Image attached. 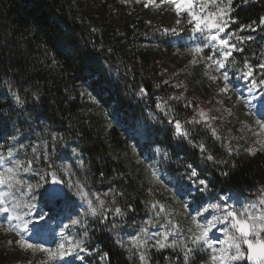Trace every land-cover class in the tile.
<instances>
[{
    "label": "trees",
    "instance_id": "obj_1",
    "mask_svg": "<svg viewBox=\"0 0 264 264\" xmlns=\"http://www.w3.org/2000/svg\"><path fill=\"white\" fill-rule=\"evenodd\" d=\"M232 7L234 27H264L259 23L264 17V0H234ZM178 19L171 4L159 2L154 8L143 0L134 8L118 0H0L3 123L19 116L28 149L35 138L52 134L54 153L70 146L83 152L85 171L98 186L112 185L122 195L120 206L128 212L119 216L124 223L146 199V183L109 150L122 149L126 121L149 119L151 113L163 124H156L146 139L150 137L165 149L167 158L176 159V170L188 173L194 168L207 179V195L232 193L246 199L264 195V146L229 151L187 119L180 123L188 135L178 136L174 121L157 110L158 101L184 89L156 72L159 57L170 52V40L190 32L189 27L177 25ZM164 29L177 31L166 34ZM251 35L254 41L256 32ZM247 49L257 52L259 48L255 44ZM215 86L217 83L210 88ZM86 97L96 100V108L109 112L105 136L103 121L88 115ZM69 199L72 195L66 193L63 200ZM115 209L114 205L108 211L104 205L100 209L98 230L92 234L97 250L105 255L107 264H139L136 253L113 238ZM162 258L173 257L161 252L157 260ZM199 261L193 257L187 264Z\"/></svg>",
    "mask_w": 264,
    "mask_h": 264
},
{
    "label": "rangeland",
    "instance_id": "obj_2",
    "mask_svg": "<svg viewBox=\"0 0 264 264\" xmlns=\"http://www.w3.org/2000/svg\"><path fill=\"white\" fill-rule=\"evenodd\" d=\"M118 1L134 8L142 0ZM143 1L148 2V0ZM159 2L161 0H154L149 4L155 8L158 7ZM224 3L226 4L227 0H224ZM179 19L182 26L190 28V32L170 40L172 46L170 52L159 57L156 72L163 80H172L173 83L183 86L184 89L182 92L166 96L158 101L157 110L168 121L173 120L174 123L184 119L198 123L201 134L207 132L211 138L216 139L229 151L238 148L259 149L263 147L264 145L258 141H264V128L256 121H264V116L257 112L260 97L264 95V85L257 88L254 94H250L248 92L250 81L241 80L238 74L241 71H246L243 64L244 61H247L254 68L250 80L255 79L259 84V81L264 79L263 70L257 67L259 64H264V27L258 30L251 28L241 31L240 28L234 27L233 23L227 29L235 32L237 37L245 38L241 41L233 37L231 41L237 45L238 49H245V51L234 52L232 59L235 60V64L229 63L227 66L230 84L225 92L221 91L225 87L222 75L224 70L218 71L212 61L208 60V56L212 55L209 48H204L201 53L192 51L200 41L192 33L191 26L186 23L187 16L181 15ZM255 32L257 37L254 41L247 39V37H252L251 33ZM255 44L259 48L257 52L247 49L248 46ZM243 52L244 54H242ZM216 58L218 56H214V59ZM213 76L216 77L215 80L212 79ZM215 82L218 86L210 88V85L216 84ZM2 93L5 94L4 89ZM86 105L89 116H96L103 121V136H105L110 118L109 112L105 108H96V100L92 97H86ZM201 113L204 115L202 116ZM148 116L149 119L143 117L136 118L134 121H126L122 126L124 129L122 149L113 147L109 150V154L113 158L120 156L121 161L130 171L140 176L146 183L144 188L146 199L138 203L134 216H130L124 223L119 219L120 214L115 211L113 238L127 251L130 252L132 249L136 253L135 257L139 264H153V262L156 264H177L178 262L186 264L181 247L157 249L152 245L163 232L172 231L173 235L169 237V243L171 240H177L178 243L183 242L189 247H194L191 239L192 232H189V229L196 230L191 218L195 214L191 205L193 196L202 199L204 206L215 203L222 204L221 198L229 195L232 197L227 201L229 204H233L237 200L245 204L254 203L261 197L246 199L244 196L232 193L214 197L205 192L200 197L195 189L198 180L204 179L202 175L197 172L198 175L192 177V169L188 173L176 170L175 167L178 166L176 159L167 158L165 149L157 147L152 143L150 137L146 139L148 134L153 132L156 124H163L154 113ZM3 118V113H0V170L3 166H7L5 162L8 161L12 164L20 162L23 167L29 169L27 172H24L23 168L19 170L20 178L26 183L19 192H15V189L13 191L16 200L20 201L22 205L28 202L36 204V208L25 218L31 219L33 224L45 225L42 235L37 236L31 232H25L23 233L25 239L31 236V243L43 244L45 248H55L58 243L67 241L71 237L74 240L82 241L78 251L83 259H76L74 264H107L105 255L98 252V245L92 238V234L98 230L97 218L103 205L106 211L114 205L116 208L120 207L123 216L128 214L123 205L120 206L122 195L119 190L112 185H107L105 188L98 186L91 174L85 171L83 152L77 150L75 146H70L65 151L56 154L51 142L52 134H46L42 139L35 138L31 148L28 149L23 135L25 125L19 116H11V120L7 124L3 123ZM181 130L184 131L182 124ZM9 150H11V155H9ZM28 161H32L31 166L28 165ZM44 163L48 165V168L44 167ZM49 171H55L60 176L64 182L65 194L70 193L72 199L62 200L59 205L51 203L47 192ZM153 171L156 172V177H153ZM29 183L33 186L31 193H27V184ZM81 185L88 193L86 197L79 195L78 189ZM181 185H184L185 188L191 186L192 193L190 195L183 194L180 191ZM33 196L35 197L34 201L31 200ZM89 200L92 201V206L98 209L95 215L88 207ZM100 201H103V204ZM8 203L11 206L13 201L9 199ZM186 203L189 205L188 208L184 206ZM160 205L164 206V211L157 216L156 213L160 211ZM240 206V203L236 204L237 208ZM18 211L26 212L28 209L22 207ZM40 214L43 215V220H41ZM213 215H221V210L210 209L209 213H204L197 220L204 224ZM75 218L80 220L78 225L64 227L69 224L70 219ZM149 220L152 221L151 226L147 224ZM170 221L171 223H169ZM0 223L3 224V227H0V264H52L47 252L39 249H27L16 243L20 237L16 235L15 231L7 230L9 222L6 221L4 213H0ZM173 224H178L179 227L173 230ZM221 226L218 223L212 229L211 237L213 239L223 238V234L219 231ZM29 227L31 228L32 225ZM146 227L148 232L144 234L142 229ZM137 234H141L144 239L148 240L146 246L137 247L130 239ZM161 252H169L173 258L171 260L162 258L159 261L157 258ZM142 256L143 259H141ZM210 256L209 250L200 248L190 258L200 259L198 264H211ZM177 257H179V261L174 262V258ZM66 259H71V257Z\"/></svg>",
    "mask_w": 264,
    "mask_h": 264
},
{
    "label": "snow or ice",
    "instance_id": "obj_3",
    "mask_svg": "<svg viewBox=\"0 0 264 264\" xmlns=\"http://www.w3.org/2000/svg\"><path fill=\"white\" fill-rule=\"evenodd\" d=\"M153 2L154 0H148V3ZM243 2L247 3L248 0H243ZM161 3L171 4L178 17L181 15L187 16L186 23L191 26L192 33L195 35L196 39L200 41L192 51L201 53L204 48H209L212 51V55L208 56V60L212 61L218 71L224 70L222 75L225 81V87L221 89V91L226 92L230 84L227 66L229 63L235 64V60L232 59L234 52L243 51V49H238L237 45L231 41L233 37L241 41L245 39L242 36L237 37L235 32L227 30L231 24L235 23L232 18L233 0H227L226 4L224 0H161ZM145 6L147 7L148 4L146 3ZM176 23L179 25L181 23L180 19H178ZM259 23L264 24V17L260 18ZM243 27L245 26H241V31ZM246 27H251V25H247ZM176 31V29H164L166 34L168 32L175 34ZM247 39L251 40L253 38L247 37ZM214 56H218V58L214 59ZM257 67L264 70V64H259ZM243 68L246 69V71H241L239 78L245 82L250 81L248 92L254 94L257 88L264 85V79H261L259 84L255 79L250 80L253 76L254 68L247 61H244ZM212 79L215 80L216 77L213 76ZM257 112L261 116H264V95L260 97ZM201 115L203 116L204 114L201 113ZM256 123L264 128V121L257 120ZM175 128L178 136L186 137L188 135L187 132L181 130V124L178 120L175 121ZM53 139H56V137L53 136ZM258 142L264 145V141ZM201 147L203 148V146ZM33 151L35 152V149H33ZM9 155H11V150H9ZM208 159L211 160L213 157L208 156ZM5 164L7 166H3L2 170H0V213H4L6 221L9 222L7 230L15 231L16 235L20 237L16 243L21 244L27 249H39L47 252L49 261L52 262V264H74L76 259L82 260L83 257L80 256L78 251L82 241L74 240L70 237L67 241L58 243L55 248H45L43 244L31 243V236L25 239L23 235L25 232H31L33 235L37 236L42 235L45 231V225L33 224L31 219L25 218L36 208V204L34 202H28L22 205L20 201L16 200L13 191V189H15V192H19L26 183L20 178L19 170L23 168V171L27 172L29 169L23 167L20 162L12 164L8 161L5 162ZM31 164L32 161H28V165L31 166ZM152 175L156 177V172L153 171ZM197 175V171L193 168L191 176L196 177ZM52 176L53 184H59L60 181L56 178L55 172H52ZM208 184L209 181L207 179L198 180L195 191L200 194V197L208 190ZM32 191L33 186L30 183L27 184V193H31ZM78 191L81 197H86L88 195L82 185L79 187ZM180 191L183 194L190 195L192 193V188L191 186L185 188L184 185H181ZM64 196L65 194L62 189L58 187H52L48 191V197L53 205H59ZM9 199L13 201L11 206H9L8 203ZM231 199L232 197L229 195L221 198L222 204L215 203L204 206L202 199L193 196L191 205L195 214L192 215L191 218L195 224L196 230L193 231L189 229V232H192L191 239L194 247H189L183 242L178 243L177 240H171L169 243V237L173 235L172 231L163 232L160 238L155 240V244L152 245V247L157 249L169 247L176 249L177 247H181L186 264L188 259L195 252H198L200 248H205L211 252V264H244V262H247V264H264V195H262L257 202L246 204L238 200L233 204L227 203V201ZM31 200L34 201L35 197H31ZM100 203L103 204V201H100ZM237 203L241 204L239 208L236 207ZM184 206L185 208L189 207L187 203ZM22 207L27 208L28 211H18V209ZM88 207L93 215L97 213L98 209L92 206L91 200L88 201ZM153 207H156V205H153ZM210 209L221 210V215H213L206 223H199L197 218L203 216L204 213H209ZM115 211L123 215L120 208L117 207ZM162 211H164V206L160 205V211H158L156 215L159 216ZM40 218L43 220L44 217L42 214H40ZM79 223L80 220L78 218L70 219L69 224L64 225V227L76 226ZM169 223H171V221ZM218 223L222 225L219 231L223 234V238L213 239L211 237V231ZM147 224L151 226L152 221H147ZM30 225H32L31 228L29 227ZM0 227H3L2 223H0ZM172 227L174 230L178 228L179 225L173 224ZM147 232V227L142 229V233L146 234ZM130 239L137 247L146 246L148 244V240L144 239L141 234H137ZM9 243H11V241H9ZM68 257H71V259H66ZM141 259H143V256Z\"/></svg>",
    "mask_w": 264,
    "mask_h": 264
},
{
    "label": "water",
    "instance_id": "obj_4",
    "mask_svg": "<svg viewBox=\"0 0 264 264\" xmlns=\"http://www.w3.org/2000/svg\"><path fill=\"white\" fill-rule=\"evenodd\" d=\"M52 172L55 171H49L48 172V187H47V192L49 191L50 188L52 187H58L60 189H62L63 193L65 194V189H64V182L63 180L60 178V176L56 173V178L60 181L59 184H53V176H52ZM247 263V262H246Z\"/></svg>",
    "mask_w": 264,
    "mask_h": 264
}]
</instances>
